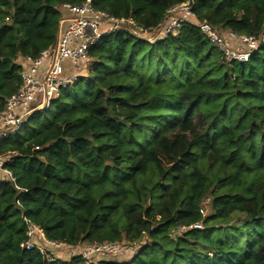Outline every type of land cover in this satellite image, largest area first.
I'll list each match as a JSON object with an SVG mask.
<instances>
[{"label":"trees","instance_id":"obj_1","mask_svg":"<svg viewBox=\"0 0 264 264\" xmlns=\"http://www.w3.org/2000/svg\"><path fill=\"white\" fill-rule=\"evenodd\" d=\"M82 1L0 0V111L21 58L55 42L58 5ZM180 1L92 4L152 28ZM192 10L243 35L264 24V0H194ZM88 55L87 75L50 114L0 139L14 178L0 175V264H85L21 247L24 217L68 245L138 244L130 259L92 264H264V41L248 61L227 60L183 22L153 40L104 33Z\"/></svg>","mask_w":264,"mask_h":264},{"label":"built area","instance_id":"obj_2","mask_svg":"<svg viewBox=\"0 0 264 264\" xmlns=\"http://www.w3.org/2000/svg\"><path fill=\"white\" fill-rule=\"evenodd\" d=\"M92 1L59 4L55 42L34 58H21V83L6 98L4 108L0 111V139L20 131L30 114L50 108L52 101L77 78L73 68L89 61L88 48L104 33L127 30L132 35L144 36L149 40V36L156 33L152 36L153 40L169 33L176 34L183 22H189L196 25L227 60L239 62L248 61L251 52L264 41V24L260 33L243 35L228 29L218 30L205 20H197L192 10L194 0H182L170 6L166 9L162 23L152 28L138 25L131 17H116L97 9ZM7 156L0 153V175L14 180L11 171L4 165ZM200 212L203 213L202 206ZM23 219L27 238L20 246L36 248L47 260H69L73 255H80L85 264H92L100 256H131L138 248L136 243L125 245L117 240L68 245L63 241L47 239L39 225L27 217ZM61 249L66 251L67 259L59 255Z\"/></svg>","mask_w":264,"mask_h":264},{"label":"rangeland","instance_id":"obj_3","mask_svg":"<svg viewBox=\"0 0 264 264\" xmlns=\"http://www.w3.org/2000/svg\"><path fill=\"white\" fill-rule=\"evenodd\" d=\"M153 34V33H152ZM154 35H157L156 33H154L153 35H150V40L152 39V36ZM87 68H88V62L86 63H81L78 65L77 68H73V72H76L77 73V76H86L87 75ZM53 108V104H51L50 106V110H43L41 111V115H45V114H50L51 110ZM202 209H203V214L205 215L207 210H208V206H207V199L204 200L203 204H202ZM195 227V226H194ZM198 227V226H197ZM144 242V241H143ZM120 243L122 244H125V245H131V243L125 241V240H121ZM59 255L65 259H67L65 256L67 255L66 254V251L64 249H61L59 250ZM62 259V258H60ZM102 259H111V256H103L101 258H97L96 259V262H98L99 260H102ZM118 259L121 261V260H127V259H130V255H122L120 257H118ZM94 262V263H96Z\"/></svg>","mask_w":264,"mask_h":264}]
</instances>
